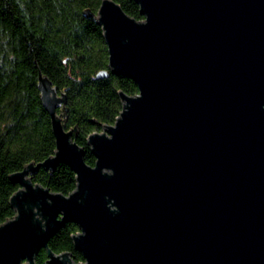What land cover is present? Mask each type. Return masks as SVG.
Returning a JSON list of instances; mask_svg holds the SVG:
<instances>
[{
    "label": "water",
    "instance_id": "95a60500",
    "mask_svg": "<svg viewBox=\"0 0 264 264\" xmlns=\"http://www.w3.org/2000/svg\"><path fill=\"white\" fill-rule=\"evenodd\" d=\"M113 0L94 13L109 73L131 79L113 124L87 137L66 129V96L39 74L55 149L9 178L14 215L0 224V264H264V0ZM60 107V112L57 109ZM63 163L67 195L33 181ZM77 225L74 249L49 237Z\"/></svg>",
    "mask_w": 264,
    "mask_h": 264
},
{
    "label": "trees",
    "instance_id": "16d2710c",
    "mask_svg": "<svg viewBox=\"0 0 264 264\" xmlns=\"http://www.w3.org/2000/svg\"><path fill=\"white\" fill-rule=\"evenodd\" d=\"M135 19H142L134 0H113ZM101 0H0V224L14 215L10 196L18 184L10 174L27 163L53 154L55 139L51 118L42 104L39 74L66 96V129L76 127L74 141L84 148L85 162L95 158L87 137L113 124L122 109L118 92L137 93L129 78L109 73L108 51L101 26L85 9L96 13ZM60 112V107L57 109ZM33 181L65 195L75 187V174L59 163L53 171L40 168ZM77 225L66 221L48 239L55 253L70 252L75 263L83 261L74 249ZM36 264H49L44 248Z\"/></svg>",
    "mask_w": 264,
    "mask_h": 264
},
{
    "label": "rangeland",
    "instance_id": "374dc122",
    "mask_svg": "<svg viewBox=\"0 0 264 264\" xmlns=\"http://www.w3.org/2000/svg\"><path fill=\"white\" fill-rule=\"evenodd\" d=\"M102 131V130H101Z\"/></svg>",
    "mask_w": 264,
    "mask_h": 264
}]
</instances>
